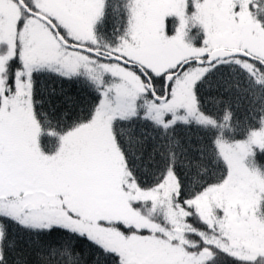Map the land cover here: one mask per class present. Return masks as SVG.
Segmentation results:
<instances>
[{"label":"snow or ice","instance_id":"obj_1","mask_svg":"<svg viewBox=\"0 0 264 264\" xmlns=\"http://www.w3.org/2000/svg\"><path fill=\"white\" fill-rule=\"evenodd\" d=\"M0 264H264V0H0Z\"/></svg>","mask_w":264,"mask_h":264}]
</instances>
